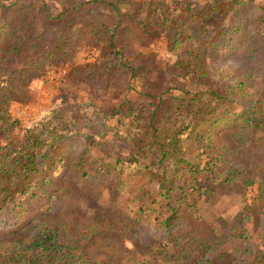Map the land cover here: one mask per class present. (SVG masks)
<instances>
[{
  "label": "rangeland",
  "instance_id": "374dc122",
  "mask_svg": "<svg viewBox=\"0 0 264 264\" xmlns=\"http://www.w3.org/2000/svg\"><path fill=\"white\" fill-rule=\"evenodd\" d=\"M48 1L55 9L65 6L62 3L65 0ZM81 1L84 0H68L67 4ZM246 8L244 13L240 12L241 19H245L241 24L244 30L220 37L212 50L204 52V64L219 85L243 81L244 97L238 101L239 107L259 102L264 85V37L256 29L259 21L264 20V0H250ZM106 24L111 27L114 22ZM45 26L48 28L41 30L45 33L39 49L46 48L51 53L37 61L35 66H28L24 72V81L15 93L21 101L12 99L7 105L9 129L12 135H16L37 124L39 129L44 124H54L68 126L69 132L56 151L60 152L61 160L51 167L47 164L39 171L35 178V193L23 201L22 209L0 214V240H7L14 230L22 233L42 222H59L69 233H73L75 227L83 232L92 231L85 239L91 261L140 264L153 249L162 262L161 255L170 248L164 244L176 236L186 237L194 227L204 236L211 237L214 233L224 238L218 251L232 253L234 257L224 258L223 263L256 264L252 257L257 250H264V151H259L258 159L251 149L237 148L235 153L228 155L218 152L212 157L211 169L206 170L207 158L205 155L197 157L200 149L195 150L198 136L209 129L205 125L187 142L185 159L178 161L177 171L159 184L155 180L151 182L148 174L128 163H118V167H128L123 172L108 171V167L102 164L117 157L123 158L130 146L128 133L133 125L129 119H124L122 104L135 100L144 101L146 105L151 100L145 94H153L156 87L140 88L136 81H128V75H123L125 69L117 72L121 74L108 76V72L99 75L98 69L89 68L90 61L95 62L103 51L109 49L108 39L112 31L104 32L103 37L76 30L82 24L66 28L62 23L48 22ZM0 31L5 33L0 35L1 51L2 43L7 41L10 33L6 34L9 30L5 25ZM152 31L154 33L141 41L139 36L131 34L128 41L122 42L124 47L118 45L116 49L122 51L124 57L128 56L133 65H150L147 67L150 78L160 84L157 90L183 84H186L187 91L195 88L193 83L183 82L188 78L182 76L184 62L177 64V53L167 47L168 26L155 25ZM70 33L67 42L58 41ZM60 35L62 37L57 40ZM145 49L152 51L154 58ZM18 57L7 55L2 65L19 66L16 64ZM76 118L80 121L74 122ZM229 122H219L212 130V138L223 136V139H229L237 132L239 128L235 124L228 125ZM6 132L0 130L3 144ZM248 163L256 164V179L245 188L240 186L242 174L235 176L236 180L230 184L204 182L208 175L223 178L232 174L235 168L249 173ZM39 165L42 167L43 163L39 162ZM191 169L199 170L197 181L190 180ZM164 184L165 188L161 187ZM180 187L184 190L193 187L190 202L197 200L194 218L162 223L167 204L177 203ZM207 197L209 199L205 200ZM245 247L250 253L243 255L240 251Z\"/></svg>",
  "mask_w": 264,
  "mask_h": 264
},
{
  "label": "trees",
  "instance_id": "16d2710c",
  "mask_svg": "<svg viewBox=\"0 0 264 264\" xmlns=\"http://www.w3.org/2000/svg\"><path fill=\"white\" fill-rule=\"evenodd\" d=\"M249 1L84 0L70 5L67 4L68 0H65L62 2L65 6L55 9L48 0H0V30L2 25H5L9 30L6 34L10 33L7 41H3L0 51V130L7 131L4 144L0 142V214L14 213L22 209L23 201L35 193V178L38 177L39 171L47 164L51 167L61 160L60 152L56 151L69 132L68 126L44 124V127L39 129L37 124L24 129L21 134L12 135L9 129L11 124L7 120L10 115L7 106L9 100L21 101L15 93L24 81V72L28 66H35L37 61L43 60L47 53H51L49 49H39L41 37L45 33L41 30L43 27L48 28L45 26L48 22H59L66 28L82 24L81 28L76 30L90 32L92 35L101 34L103 37L104 32L112 31L108 39L109 49L94 59L95 62L90 61L89 68L98 69L99 75L108 72V76L121 74L117 72L125 69L123 75H128V81H136L140 88L148 85L156 87L153 88V94H145V97L151 100L146 105L143 104L144 101L135 100L122 104L124 119H129L133 125V129L128 133L130 146L123 158L117 157L102 164L108 167V171L123 172L128 167H118V163H128L148 174L151 182L155 180L159 184L177 171L178 161L185 159L187 142L205 125H208L209 129L204 131L205 134L198 136L195 150L200 149L197 157L205 155L207 158L206 170L211 169L212 157L218 152L228 155L235 153L237 148L251 149L258 159L259 151H264V85L259 93V96H262L259 102L239 107L238 101L244 97L243 81L219 85L204 64V52L212 50L220 37L244 30L241 24L245 19H241L240 12L244 13L248 9L246 7ZM30 12V15L20 17ZM108 21L114 24L109 27L106 24ZM155 25L168 26L167 47L177 53V64L184 62V70L181 68L182 76L188 78L183 82L189 81L195 85L190 91L186 90V84L157 90L160 84L150 78V69L147 68L150 65H133L128 56L124 57V53L116 49L118 45L123 48L122 42L128 41L131 34L139 36L140 41L145 36H150L154 33L152 27ZM256 29L259 35L264 37V20L259 21ZM2 34L5 33L0 31V35ZM71 35H66L64 39L60 35L57 40L62 37V40L58 41L67 42ZM145 52L154 58L152 51L145 49ZM7 55H18L16 64L19 66L2 65L3 58ZM135 59L138 60L137 57ZM79 121L80 118L74 120ZM222 121H230L228 125L235 124L239 129L237 132L233 131L229 139H223V136L213 139L212 130ZM39 162L43 163L42 167ZM248 168L249 173L239 172L235 168L232 174L223 178L208 175L204 182L210 185L222 182L230 184L236 180L235 176L242 174L240 186L245 188L256 179V164L248 163ZM198 173V169L189 170L190 180H196ZM165 186L161 185L164 188ZM192 189L193 187L189 190L179 188L177 203L167 204L166 216L161 220L162 223L191 221L194 218L197 200L190 202ZM11 233L7 240H0V245H3L0 246V264L105 263L91 261L85 241L92 233L89 230L83 232L75 227L73 233H69L59 222H42L22 233L16 230ZM223 239L214 233L211 237L204 236L200 230L192 227L186 237L176 236L164 244L168 248L170 245V248L161 255L162 262H159L157 251L153 249L147 255L148 258L140 264H225L224 258L234 256L232 253L218 251L223 245ZM256 252L252 257L253 262L264 264V250ZM240 253L246 255L250 250L245 247Z\"/></svg>",
  "mask_w": 264,
  "mask_h": 264
}]
</instances>
